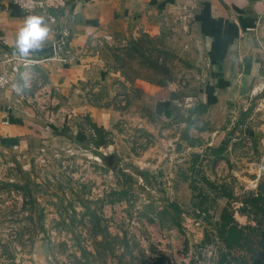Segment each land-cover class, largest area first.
<instances>
[{
    "label": "rangeland",
    "instance_id": "1",
    "mask_svg": "<svg viewBox=\"0 0 264 264\" xmlns=\"http://www.w3.org/2000/svg\"><path fill=\"white\" fill-rule=\"evenodd\" d=\"M171 42L92 36L87 78L63 82L38 64L10 75L0 264H216L226 204L232 223L255 226L246 199L264 198L251 167L264 136L247 131L264 126L262 101L208 102L197 41ZM195 176L219 190L205 222L192 214Z\"/></svg>",
    "mask_w": 264,
    "mask_h": 264
},
{
    "label": "crops",
    "instance_id": "2",
    "mask_svg": "<svg viewBox=\"0 0 264 264\" xmlns=\"http://www.w3.org/2000/svg\"><path fill=\"white\" fill-rule=\"evenodd\" d=\"M48 13L51 19L37 11L51 32L43 50L30 57L42 59L36 66L56 80L77 81L95 73V58L86 49L92 36L142 35L167 45L172 39L189 40L187 47L197 41L207 60L204 99L223 104L255 96L264 106V0H69L66 8ZM24 19L17 7L0 0V51L14 50ZM62 28L69 37L61 58H52L51 45ZM12 95L10 85L0 88V125L8 124ZM263 128L260 124L247 133L260 139ZM192 136L189 146L197 140Z\"/></svg>",
    "mask_w": 264,
    "mask_h": 264
},
{
    "label": "trees",
    "instance_id": "3",
    "mask_svg": "<svg viewBox=\"0 0 264 264\" xmlns=\"http://www.w3.org/2000/svg\"><path fill=\"white\" fill-rule=\"evenodd\" d=\"M165 107L161 108L166 110ZM195 180L200 183L198 184V200L195 204L198 212L192 214L205 222V218L201 217L200 213L207 214L210 211L219 190L203 177L195 176ZM223 194L229 199L226 191ZM246 203L255 215L254 227H250L248 223L244 225L232 223L231 211L227 209L228 204L220 212L219 220L222 230L218 233V237L226 251L218 255L216 264H263L261 261L264 262V198L260 190L251 191ZM168 204L177 211V205L171 201H168ZM216 224L210 226L215 227Z\"/></svg>",
    "mask_w": 264,
    "mask_h": 264
},
{
    "label": "built area",
    "instance_id": "4",
    "mask_svg": "<svg viewBox=\"0 0 264 264\" xmlns=\"http://www.w3.org/2000/svg\"><path fill=\"white\" fill-rule=\"evenodd\" d=\"M8 2L17 7L25 17L30 14L38 15L37 11H39L42 15L50 19L53 17L48 13L50 9L54 10L67 6L64 0H8ZM68 37L69 33L67 28H62L59 36L51 45L52 56L50 57L61 58V52L67 43ZM102 37L110 38V35L103 34ZM132 37L134 36L132 35ZM13 52L14 50L10 49H2L0 51V88L5 87L10 81V75H16L20 68H28L31 65L38 64L42 60L38 57L30 56L27 58H20L18 55H13ZM251 167H253L257 177L264 175V153L259 163H252Z\"/></svg>",
    "mask_w": 264,
    "mask_h": 264
},
{
    "label": "clouds",
    "instance_id": "5",
    "mask_svg": "<svg viewBox=\"0 0 264 264\" xmlns=\"http://www.w3.org/2000/svg\"><path fill=\"white\" fill-rule=\"evenodd\" d=\"M50 32L51 28L42 15L26 16L16 34L13 55L27 58L36 54V50H43Z\"/></svg>",
    "mask_w": 264,
    "mask_h": 264
}]
</instances>
